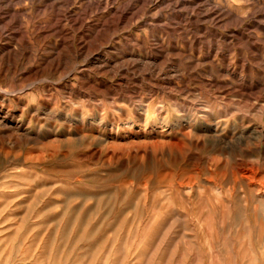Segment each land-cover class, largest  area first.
Listing matches in <instances>:
<instances>
[{
  "label": "rangeland",
  "instance_id": "374dc122",
  "mask_svg": "<svg viewBox=\"0 0 264 264\" xmlns=\"http://www.w3.org/2000/svg\"><path fill=\"white\" fill-rule=\"evenodd\" d=\"M0 264H264V0H0Z\"/></svg>",
  "mask_w": 264,
  "mask_h": 264
},
{
  "label": "bare ground",
  "instance_id": "6f19581e",
  "mask_svg": "<svg viewBox=\"0 0 264 264\" xmlns=\"http://www.w3.org/2000/svg\"><path fill=\"white\" fill-rule=\"evenodd\" d=\"M170 2H172V5L178 7V6H182V5H188V4H194L196 3L198 0H169ZM209 1V0H208ZM210 3V2H209ZM199 5V4H198ZM221 6V5H220ZM200 7V6H199ZM217 7V6H215ZM201 8V7H200ZM210 14V13H209ZM209 14H206V16H210ZM214 14V13H213ZM126 15V10L122 11L121 17H124ZM198 18V17H197ZM252 88V87H251ZM187 126V125H186ZM253 170V169H252ZM250 178V177H249ZM251 188V187H250ZM257 191V190H256ZM263 220V219H262Z\"/></svg>",
  "mask_w": 264,
  "mask_h": 264
}]
</instances>
